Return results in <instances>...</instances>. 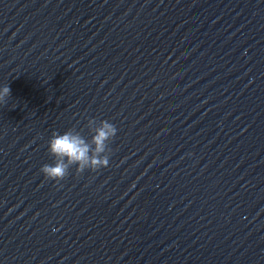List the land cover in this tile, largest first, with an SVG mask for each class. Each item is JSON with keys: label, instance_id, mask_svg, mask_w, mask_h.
Returning a JSON list of instances; mask_svg holds the SVG:
<instances>
[{"label": "clouds", "instance_id": "obj_1", "mask_svg": "<svg viewBox=\"0 0 264 264\" xmlns=\"http://www.w3.org/2000/svg\"><path fill=\"white\" fill-rule=\"evenodd\" d=\"M10 96L11 89L7 84L0 87V105L7 104ZM87 126L93 133L90 142L77 130L68 129L62 134L52 132L47 150L53 158V163H46L40 168L47 180L59 184L69 175L73 166L77 175L86 170L96 172L109 166V144L117 134L116 126L108 120L99 121L97 126L95 119H89Z\"/></svg>", "mask_w": 264, "mask_h": 264}]
</instances>
